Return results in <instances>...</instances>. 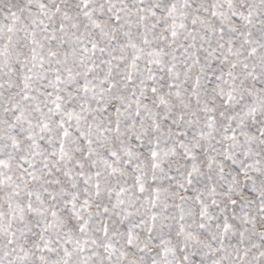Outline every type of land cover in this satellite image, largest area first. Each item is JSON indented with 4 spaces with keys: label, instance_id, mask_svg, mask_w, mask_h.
Instances as JSON below:
<instances>
[{
    "label": "snow or ice",
    "instance_id": "1",
    "mask_svg": "<svg viewBox=\"0 0 264 264\" xmlns=\"http://www.w3.org/2000/svg\"><path fill=\"white\" fill-rule=\"evenodd\" d=\"M0 264H264V0H0Z\"/></svg>",
    "mask_w": 264,
    "mask_h": 264
}]
</instances>
